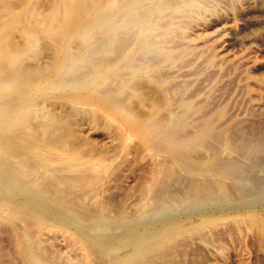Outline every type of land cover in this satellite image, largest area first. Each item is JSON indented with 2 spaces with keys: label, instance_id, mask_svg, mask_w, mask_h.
<instances>
[{
  "label": "bare ground",
  "instance_id": "6f19581e",
  "mask_svg": "<svg viewBox=\"0 0 264 264\" xmlns=\"http://www.w3.org/2000/svg\"><path fill=\"white\" fill-rule=\"evenodd\" d=\"M183 1L52 0L48 9L45 0H0V13L5 16L2 24L0 23V228L6 226L12 230V233H15L17 250L15 248L12 250L15 251L14 254L16 253L14 259L16 258L18 263L22 261L24 264H50L51 261L49 262L42 250H39V240L35 242V235L33 236L32 232L33 229H38L45 223H55L65 229H73L84 245L83 251L85 252L82 253L87 258L92 257L91 264L94 262L96 264H152V259L163 253L175 239L191 235L198 228L214 223V219L205 216L200 223L186 226L178 218H172L171 221L158 227L159 225L156 226L155 223H142L143 212L140 215H131L133 211L129 214L119 207H117L119 208L117 214L116 211L114 212L115 207L113 208L115 216L107 214L105 210L104 212L95 210V212L92 211L94 208L91 206L93 205L87 203L89 197L86 194L81 196L80 193H77L81 197L71 198L69 197L70 192L67 190L68 186H66L70 185L74 178L71 177L72 173L87 171L90 174L89 170L92 169L91 159L80 156L78 153V148L84 143L83 138L79 137L76 129L68 128L70 123H66L70 115H75L83 110L92 111L93 121L99 119V115H106V118H109L106 121L116 120L124 128L128 127L134 130L137 137L143 139L151 150L158 149L168 154L173 164L186 170V173L193 174L192 176L194 174H203L202 176H204L212 173L218 174L220 177L221 175L234 176L241 175L246 169L248 164L238 163L235 156L230 155L222 164L217 163L209 151V156L205 154V151L209 149L203 143L209 138L206 133H194L190 128V131L194 133L192 135V132L190 134L187 132L189 136H184L185 133L180 132L179 125H182V120L166 105L174 95L171 93L172 91H169L173 86L169 87L170 84L168 85L166 79L162 77L166 76L165 73L162 74L161 71L162 75H160L159 69L157 72L156 69L152 72L151 66L154 63L149 65V63L141 62L147 56L153 60L167 56L157 39L159 34L162 36L160 27L163 24H160V19L166 12H174L177 7H181ZM44 5H46L47 11L46 9L43 11L46 12L40 11ZM169 14L167 13L165 16ZM2 15L0 18L3 17ZM29 21L32 24H29ZM175 46L176 44L172 48ZM155 60H151V63ZM188 62L190 63V61ZM164 72L167 73V70ZM166 78L168 77L166 76ZM114 81L118 83L115 82L117 87L114 83L116 88L112 87ZM146 81L152 84L151 88L149 87L151 92L148 95L145 94L147 92L139 93L141 90L138 89L139 86L144 87L141 83H146ZM175 89L177 90L174 88L173 91ZM147 91L149 92V90ZM128 95L139 97V100L149 103L152 106L151 114L147 115L148 111L147 113L145 111L144 113L147 115L145 116L141 111H137L138 108L136 110L134 107H137V104H141L142 101L135 105L134 98L132 103L135 106L132 107L131 101L128 103ZM147 103H144L145 106L148 105ZM42 104L51 106L54 118H50L52 115L48 117V114L52 112L51 109L48 116L42 113ZM138 107L140 109V106ZM149 108L151 107L149 106ZM76 117L74 118L77 119ZM90 117L91 115H89V119L84 120H90ZM199 126L200 124L197 125V128ZM119 136H121L120 133L118 139ZM209 141L207 140L206 143ZM88 146L90 148L91 145ZM131 146L129 145V147ZM136 149L139 150V148ZM60 154L67 156L59 158ZM250 156L254 158L256 154ZM51 165H56V168L51 169ZM149 165L152 166V164ZM64 166L66 170H63ZM176 168H174V172ZM92 171L95 170L92 169ZM177 171L179 170L177 169ZM181 174L183 175V173ZM251 175L246 180L255 179L252 178L255 174ZM94 178L93 182L97 177ZM223 180L222 182H229L227 179V181ZM201 181L192 187L194 197L190 198L187 203L188 214H203L204 208L217 200V194H214L212 185H208L206 180ZM258 185L260 186L259 183ZM238 188L240 189V187ZM239 189L236 190L237 194L231 193L233 197L231 194L228 195L230 190L227 192L228 194L224 190L220 192L221 203L235 208L254 206L259 202L260 197L264 201V189L257 188L259 191L248 193V195L240 191L242 188ZM89 205L92 209L87 207ZM168 206H150L145 211L150 210L149 213H153L155 218H160L176 210L175 205ZM261 215L251 213L247 216L261 229H264V218ZM122 227H129L122 240L111 232L112 235L107 233L109 229L112 231L113 228ZM8 228L7 230L3 228V230L9 232ZM0 230L2 231V229ZM10 236L12 238L14 235L10 234ZM10 240L11 243L14 241ZM125 248H131V251L122 256V252H119ZM52 262L54 263L53 260ZM86 264H90V262Z\"/></svg>",
  "mask_w": 264,
  "mask_h": 264
},
{
  "label": "rangeland",
  "instance_id": "374dc122",
  "mask_svg": "<svg viewBox=\"0 0 264 264\" xmlns=\"http://www.w3.org/2000/svg\"><path fill=\"white\" fill-rule=\"evenodd\" d=\"M45 2L49 9V4H51L52 0H45ZM46 5H44L45 8L42 6L40 11L46 12ZM180 6L181 7H177L174 12H166L160 19V24L166 26L164 28L163 26L160 27L162 36L159 34L157 39L160 46L166 51L167 56L165 58L167 59H154L155 62H157L151 63V60H154L151 59L150 56H147L141 60V62L149 63V65L154 63L151 66L153 71H151L154 72L156 69L157 72L159 69L160 75L165 73L168 77L162 76L166 79V83H168V85L172 84L171 86L169 85V87L173 86L169 91H172L171 93L174 94L172 97H174H171V100L169 99L170 101L166 103L168 107L165 106L182 120V125H179L180 132L185 133L186 135L183 134L184 136H189L192 132L190 129L193 130L194 133H206L209 136L207 140L210 141L207 143V140L203 142L206 144L205 146L209 148L205 151V154L208 156L212 154V157L217 160L216 162L222 164L226 162L230 155L233 157L235 156L234 158L238 163L248 164L246 169L243 170L241 175H221L222 179H227L229 182H222L220 175L214 173L209 174L211 176H202L203 174H194V176H192L193 174H189V172L186 173V170L173 164L168 154L158 149L151 150L143 139L137 137L134 130L128 127L124 128V126L116 120H111L112 123L106 121V119H109L108 117L106 118V115H99V119L93 121L92 111L85 110V112L83 110L77 113L79 115H70L66 123H70V126L67 125L68 128L71 127L70 129H76L75 131L79 134V137L83 138L82 140L85 145L83 143L81 147L78 148V153L80 156L82 155L89 160L91 159L92 169L95 171H92V169L89 170L90 174L85 171V173L90 176L84 175V171L74 172L77 174V177H75L76 174L72 173L71 177H74L72 179L73 183L71 181L70 185L67 184L66 186H68V189L67 187L66 189L70 192L71 196L69 195V197H74V199L85 194L89 198L91 196L90 199H87V203L93 205L91 207L94 209H92L90 205L87 207L92 209V211L98 210L104 212L105 210L107 214L109 213V215L113 216L119 212V208L121 210L124 209V211L129 214L133 211L131 215H140L143 212L144 219L142 223H155L156 226L159 225L158 227L171 221L172 218H178V220H181V223L186 226L200 223L205 216L214 219L213 224L198 228L197 231L191 235H185L184 237H179L172 241L171 245L169 244L163 253H160V255L152 259V264L156 262L158 264H264V229H261L259 225L254 223L247 216L251 213H256L259 215L262 214L261 216L264 218V201H262L260 197L258 199L259 202L254 206L231 208L230 206L223 205L220 200V192L223 190L226 191V193L230 190L231 192H229V194L227 193L230 196L232 192L237 194L238 191L236 190L239 189L238 187H240V189L242 188L239 190L246 193V195H248V193L252 194L254 191H259L258 189H264V0H184ZM45 9L46 11H43ZM190 10H192L193 13ZM167 13L170 14L165 16ZM0 15H2V13H0ZM177 16L179 17L177 18ZM1 18L0 23L2 24L5 16ZM28 23L32 24L30 21ZM175 44L178 46L172 48ZM158 61H161L160 64ZM188 61H190V63ZM166 70L167 73L164 72ZM115 82L116 81L112 83V87H115L117 83ZM146 83H141L144 87H138V89L141 90H138L139 93L141 92V94H144L147 92L145 94L148 95V93L151 92L150 85L152 84L147 81ZM165 85L168 87L167 84ZM174 88H177V90L175 89V91H173ZM147 90H149V92ZM133 98L136 101H134ZM127 100L128 103L131 101L130 104L132 107H134L137 102L142 101L141 99L139 100V97H134L132 95H128ZM132 100L135 105L132 103ZM142 103L144 104L147 102L142 101ZM139 104L140 103L137 104V107H134L136 110L138 108L137 111H141L144 115L145 111L146 113L148 111L147 115L151 114L152 106L149 103L147 104L151 108H149L148 105L145 106V104H142V106ZM42 105V113L46 116L49 115L48 117L52 115L50 118H54L55 115L51 106L48 104ZM138 106H140V109L144 108L143 111L142 109L140 110ZM183 108L184 110H182ZM50 109L52 112L48 114L49 111H51ZM89 115H91L90 120H84L89 119ZM74 117L79 119L77 120ZM193 123L195 124L193 125ZM80 124L81 126H78ZM196 124H200V126L197 128ZM205 127L208 130H206ZM193 132L191 135L194 134ZM119 133L121 136H119L118 139ZM113 135H117L116 138H114L115 136L112 138ZM114 139L117 140L114 141ZM87 144L91 145L90 148ZM129 145L132 146L129 147ZM82 148L87 150L84 152ZM136 148H139V150ZM208 151L210 154H208ZM251 154H256V157L253 158V156H250ZM66 156V154H60L59 158H65ZM238 159L241 160L239 161ZM171 162L175 166H173ZM149 164H152V166ZM50 167L54 169L56 165H51ZM174 168H176L175 172ZM177 169L179 171H177ZM63 170H66L65 166ZM66 173L65 171V174ZM181 173H183L184 176ZM250 173H254L257 177L253 175L254 177L252 178L255 179L251 180L248 178L249 180H246L247 177L252 176ZM91 175L97 177L96 181L93 182L95 178L91 177ZM142 175L144 176L143 178ZM88 177L91 179H87ZM208 178H210L209 181H212L213 184L208 181ZM239 178L240 180H238ZM201 179L202 181L206 180L209 183L208 185H212L211 188L214 194H217V200L205 207L203 214H188L187 203L190 198L194 197L192 187L198 184V182L200 183ZM163 187L165 188L162 189ZM87 190L89 191L87 192ZM77 193H80L79 195L81 196ZM161 195H164L163 198ZM231 195L233 197V194ZM159 198L163 200H159ZM159 201L162 203L160 202L159 204ZM153 202L158 206L169 205L168 207H173L175 205L176 210L168 215L155 218L153 213H149L150 210L145 211L147 207H156V205L152 204ZM117 203H119V205L116 206ZM114 207L115 210L113 209ZM107 210L112 211L108 212ZM113 210L114 212L116 211V214ZM3 228L7 230L8 227L6 228V226H3L0 228L2 229V231L0 230V262L4 264L9 262V264H17L18 260L16 261V258L14 259L16 253L14 254L15 251H13L15 249L17 250L15 247V233H12L10 228H8L9 232L3 230ZM128 228L129 227L113 228L112 231L109 229L107 233H112L122 240ZM36 229L32 231L33 236L35 235L34 240L35 242L39 240V250H42V253L49 262L51 261L50 264L53 263L52 260L54 261L53 264L92 263V257L87 258L85 254L82 253L85 252L83 251L84 245L73 229H65L55 223H45L38 227L37 232ZM38 232L40 234H35ZM10 234L14 236L11 238ZM10 239L14 241L11 243ZM43 247L46 248L44 249ZM46 250L48 253L45 252ZM130 251L131 248H125L120 250L119 253L122 252L123 256L127 255ZM166 252H168L169 255ZM4 253H7V255ZM80 255L83 256L81 257ZM81 260L82 262H80ZM18 264L24 263L19 261ZM94 264L96 263L94 262Z\"/></svg>",
  "mask_w": 264,
  "mask_h": 264
}]
</instances>
